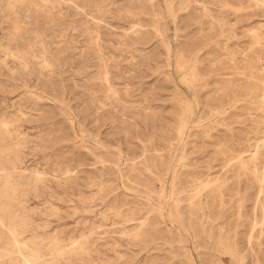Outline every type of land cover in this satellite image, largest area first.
I'll return each instance as SVG.
<instances>
[{"label": "rangeland", "instance_id": "rangeland-1", "mask_svg": "<svg viewBox=\"0 0 264 264\" xmlns=\"http://www.w3.org/2000/svg\"><path fill=\"white\" fill-rule=\"evenodd\" d=\"M0 264H264V0H0Z\"/></svg>", "mask_w": 264, "mask_h": 264}]
</instances>
